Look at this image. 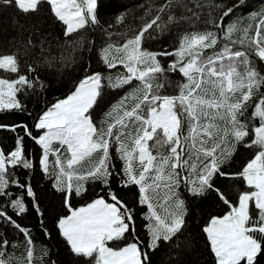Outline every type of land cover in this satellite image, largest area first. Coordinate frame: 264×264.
Masks as SVG:
<instances>
[{
    "label": "snow or ice",
    "instance_id": "obj_1",
    "mask_svg": "<svg viewBox=\"0 0 264 264\" xmlns=\"http://www.w3.org/2000/svg\"><path fill=\"white\" fill-rule=\"evenodd\" d=\"M45 3L65 26L64 37L86 28L100 29L106 42L99 49V59L107 74L84 75L71 94L38 118L34 125L38 135L27 125L11 126L12 131L22 127L40 146L41 154L38 161L30 157L20 135L14 150H0V227L17 229L24 236L25 249L17 256L14 250L21 245L0 232V264H57L51 258L52 249L37 246L31 230L8 214H25L31 202L45 235L54 239L43 223L45 213L33 185L21 182L17 174L18 169L37 167L53 181L68 210L53 227L70 253L84 258L85 264H155L153 257L161 254L167 260L161 259L160 264H181L178 258L190 246L180 240L189 216L187 197L205 198L212 193L228 207L223 216L212 217L203 228L215 264H261L264 68L258 62L264 65V7L233 19L235 11L247 3L239 0L219 21L209 14L205 22L209 27L201 30L196 25L202 4L196 2L195 9L184 5L192 15L176 17L171 14L173 0H166L158 7L148 5L141 20L156 14L131 29V34L112 33L101 25L99 0H0V7L38 15ZM126 15L121 13L117 22L123 23ZM182 23L192 30H184L171 50L147 47L148 41L167 33L170 25ZM33 28L37 43L30 37L28 45L39 46L42 55L50 53L52 40L41 33L39 22ZM114 35L120 39L113 41ZM164 57L171 58L166 67ZM55 59L45 57V63L51 66ZM38 67L29 65L28 72L34 75L21 74L15 54L0 56V70L16 74L14 79L0 77V112L24 111L20 94L45 87ZM168 73L180 74L174 95L162 94L165 82L173 87ZM125 88L124 95L96 123L94 109L105 89ZM240 144L254 149V155L238 173H230L226 169ZM114 159L121 162L120 172L115 170ZM116 176L124 187L138 188L137 204L146 207L143 239L136 234V208L112 188ZM217 177L242 180L245 190L235 202L230 201L216 186ZM95 183L102 185L103 195L73 207L71 198L87 194V186Z\"/></svg>",
    "mask_w": 264,
    "mask_h": 264
},
{
    "label": "trees",
    "instance_id": "obj_2",
    "mask_svg": "<svg viewBox=\"0 0 264 264\" xmlns=\"http://www.w3.org/2000/svg\"><path fill=\"white\" fill-rule=\"evenodd\" d=\"M166 0H99V18L101 25L112 33L129 32L131 29L139 28L140 25L147 20H151L156 14L151 15L141 20L144 17L145 9L148 5L158 7L163 5ZM203 5L200 10V23L196 25L198 29L209 27L205 22L211 17L217 21L222 16L223 12L234 4H238L239 0H182V3H176L173 0L171 5V14L176 17L191 16L192 13L187 11L184 5L188 8L195 9V3ZM145 7H139V5ZM220 5L221 7H215ZM264 7V0H247V3L240 9L235 11V16H247L249 12L259 11ZM127 12L123 23L117 22V17ZM162 19L167 21V15H163ZM39 22L40 31L43 35L48 36L52 40L51 52H45L43 55L40 52L39 46L31 47L28 45L31 37L33 43H37L33 25ZM247 23V20H245ZM112 25L111 28L108 26ZM64 25L58 22L49 11V5L46 3L37 14H24L18 11L15 7H0V56L15 54L19 63L20 73L34 75L29 73V65L38 67V75L43 79L45 87L37 88L35 91L28 90L20 94L19 98L25 106L24 111H4L0 112V150L5 153H10L17 146V136H23V146L25 152L32 158L39 160L41 148L30 137L25 135L22 127L11 130V126L27 125V128L32 131L33 135H38L39 131L34 125L38 118L57 101L66 98L67 95L74 91L78 82L92 71H100L107 74L105 66L99 59V49L105 39L99 28L82 29L72 33L68 37H64ZM184 30H192L187 23H182L179 26L170 25L169 31L157 40L148 41L147 47L153 51H160L162 48L171 50L176 46L179 35ZM56 38V39H53ZM119 36H113L112 40H119ZM67 41V42H66ZM60 45H63L62 47ZM48 47V45H45ZM45 57H55L52 65L45 63ZM63 58V59H61ZM170 57H164L162 64L166 67L170 62ZM258 66L264 68L258 62ZM121 71L123 69H120ZM116 70H112L115 74ZM167 80L171 82L173 87L165 82V87L162 94L174 95L176 90L174 85L180 80L179 73H168ZM0 77L14 79L16 74L0 70ZM128 89L111 90L105 89L102 99L98 101V106L95 111V122L99 123L113 103L120 99ZM264 92V88L261 89ZM253 108H248L247 115L250 117ZM255 123V121H253ZM254 155V149L244 147L243 144L237 145L232 156L231 162L227 167L230 173H238L242 167ZM113 163L116 166V171H121V162L114 159ZM18 177L21 182L27 180L32 184L39 198L40 207L44 210V224L48 225L49 231L54 239H49L41 228V220L37 213L32 210L31 202H29V211L23 215H12L17 222L31 230L32 238L37 246H47L52 249L54 255L52 259L57 261V264H85L84 258L72 255L60 237L53 225L57 217L68 214V210L64 206L63 196L53 187V181L48 179L45 174L37 167L35 170L27 171L18 169ZM121 177L116 176L112 180V188L117 190L120 196L128 204L136 208L137 211V235L142 239L145 236L143 227L144 221L142 214L146 211V207L137 204L139 198L138 188L136 186L124 187L121 183ZM216 186L221 189L228 200L235 202L238 199L240 192L245 190V185L242 180L229 179L224 177L216 178ZM88 192L85 195L71 198L73 207L83 206L90 203L99 195H103L101 191L102 185L99 183L89 184ZM15 191V189H14ZM187 195V194H186ZM189 216L187 219L186 229L180 240H187L190 244L180 255L178 260L181 264H215V257L211 252L210 244L206 234L203 232L204 226L212 217L223 216L228 207L225 205L215 193L205 198L187 197ZM0 232L6 234L7 238L12 243H18L21 246L14 251L17 256H21L25 249L23 247L24 236L11 225L0 227ZM174 261L177 259L174 256ZM155 264H160L161 259L167 260L163 254L153 257ZM264 264V260L261 261Z\"/></svg>",
    "mask_w": 264,
    "mask_h": 264
},
{
    "label": "rangeland",
    "instance_id": "obj_3",
    "mask_svg": "<svg viewBox=\"0 0 264 264\" xmlns=\"http://www.w3.org/2000/svg\"><path fill=\"white\" fill-rule=\"evenodd\" d=\"M62 100V99H61ZM58 102V101H57ZM84 206V205H83ZM79 207H81V206H79ZM78 208V207H77Z\"/></svg>",
    "mask_w": 264,
    "mask_h": 264
}]
</instances>
